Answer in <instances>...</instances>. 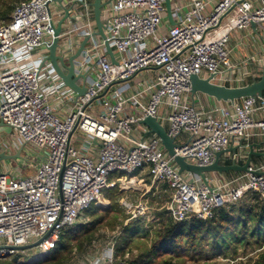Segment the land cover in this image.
Segmentation results:
<instances>
[{"label":"built area","instance_id":"built-area-1","mask_svg":"<svg viewBox=\"0 0 264 264\" xmlns=\"http://www.w3.org/2000/svg\"><path fill=\"white\" fill-rule=\"evenodd\" d=\"M104 1L102 18L117 63L94 35L92 0H62L60 10L54 8L57 0H17L11 20L0 22V122L12 129L0 132V150L14 155L9 139L13 145L18 141L23 168L36 164L28 176H20L12 161L0 164V264L16 254L15 247L39 239L34 258H47L65 230L79 224L93 204L102 205L103 190L115 186L114 172L116 182L145 173L154 186L164 185L170 196L162 208L176 222L210 219L216 209L248 193L264 198V166H250L260 173L222 182L208 177L207 185L194 173L181 174L156 134L142 135L135 128L148 116L157 118L181 144L176 155L202 166L213 164L217 152L242 138L249 144L252 129L264 136V95L205 107L191 94L194 74L214 75L212 82L229 87L260 78L264 0H171L175 24L167 32H161L169 23L165 0ZM63 9L75 20L69 33L89 36L76 67L93 69L94 78L79 98L45 61ZM252 23L263 41L262 54L234 60L231 34L250 30ZM70 34L62 31L58 47L66 60L75 52ZM76 125L84 135L80 149L72 143ZM91 142L97 143V160L90 154ZM245 157L242 151L225 153L221 163ZM124 207L130 220L151 212L143 202H124ZM120 234L97 256L91 254L94 241L90 264H128V255L121 257L116 249Z\"/></svg>","mask_w":264,"mask_h":264},{"label":"trees","instance_id":"trees-1","mask_svg":"<svg viewBox=\"0 0 264 264\" xmlns=\"http://www.w3.org/2000/svg\"><path fill=\"white\" fill-rule=\"evenodd\" d=\"M16 2L7 0L0 7V22L11 20ZM105 193L111 201L107 209L97 206L89 222L63 232L56 249L47 258L24 264H75L78 258H88L91 245L101 235L100 227L110 212L120 209L119 198L123 192L119 187L105 189ZM98 210L105 216L97 218ZM156 217L158 223L151 225L143 217L127 225L121 222L122 236L116 249L122 257L126 253L130 255L128 264H178L187 254L206 253L209 259L229 260L240 253V248L252 244L264 246V198L257 193H248L239 202L216 209L207 220L193 218L176 222L163 208L156 211ZM115 220L117 216L107 222L115 226ZM134 247L136 253L132 252ZM253 264H264V251Z\"/></svg>","mask_w":264,"mask_h":264},{"label":"water","instance_id":"water-1","mask_svg":"<svg viewBox=\"0 0 264 264\" xmlns=\"http://www.w3.org/2000/svg\"><path fill=\"white\" fill-rule=\"evenodd\" d=\"M58 3H62V0H57ZM105 5L104 0H94L92 2L93 12H94V20L96 23L97 31L94 33L96 36H100L106 46L107 53L111 57L112 61L114 63H117V60L115 58L113 49L111 48L108 40L107 35L105 32L106 25L102 18V9ZM165 6L167 10V18L170 24L174 25L175 21L173 19V11H172V2L171 0H165ZM69 16V10L65 9V16L62 17L55 27V35L53 38L52 43L48 46V55L45 59V61H48L52 64L55 72L58 74V76L61 78V80L65 83V85L76 92L77 98L83 96L87 91L86 84L79 85L78 81L80 77L84 76V79H86V76L82 73L79 78H77V67L76 62L79 59V57L82 55L83 51L86 48V44L89 40V36L85 37L83 41L80 43L79 48L77 51L72 54L67 60L58 54V47L60 45L61 41V35L63 31V25L66 19ZM54 25V23H53ZM252 27L255 28V23H252ZM214 75L210 76H200L197 74H194L191 76V94L195 96L198 93H203L205 95H208L210 97L215 98L218 101H235L238 99H241L246 96H252V97H262L264 95V66L262 70V75L258 80H255L251 83H248L244 86H238V87H229L225 85H219L214 82H212V78ZM123 81H118L115 84H120ZM107 91L96 97L93 101H96L106 95ZM140 124L145 125L148 130L146 134L154 133L156 134L160 139L166 150L171 156H174V160L176 164L179 166V172L182 174L184 172H191L195 175L199 176L204 183L209 185V175L211 173H215L218 175H221L223 173H229V172H255L260 173L259 171L251 170L250 169V163L252 160V156L257 154L254 151V145L253 144H246L244 142V138L240 140V143L238 145H231L230 147L226 148L225 150L219 151L216 153V159L213 164L202 166L197 165L195 163H190L186 160L185 157L176 155L175 148L177 146H181V144L175 142V138L171 137L166 129V127L155 117L148 116L140 121ZM78 125L74 128L72 134L76 131ZM11 128L5 123L0 122V131H6L8 133L11 132ZM71 134V135H72ZM244 148H250V151L247 155V160L244 164L232 162L229 164L221 163V157L225 153H231V152H237L240 149ZM22 149H20L16 154L10 155L5 153L4 151L0 150V164L3 161H11V160H17L22 158L21 155ZM42 239H39L31 244L22 245L15 247L17 250L20 251H26V250H33Z\"/></svg>","mask_w":264,"mask_h":264},{"label":"crops","instance_id":"crops-1","mask_svg":"<svg viewBox=\"0 0 264 264\" xmlns=\"http://www.w3.org/2000/svg\"><path fill=\"white\" fill-rule=\"evenodd\" d=\"M59 5H61V4L56 3V5H54V8L60 10L61 6L59 7ZM61 14L63 17L65 16V10L64 9L61 12ZM74 22H75V20H74L73 16L70 17V12H69V16L63 25L64 36H67L70 34L69 30H70V28ZM169 24L170 23L164 24V27H165V25H167V27H165V28L163 27V29H162L163 32H167V28H169ZM244 34L246 35V38H243ZM70 36L75 42V44H74L75 50L74 51L76 52L77 49L79 48V45H80V44L78 45V43L79 42L81 43L84 38L78 34H70ZM63 40H66V39L63 38ZM262 45H263V41L261 40V37L259 36V34L254 32L253 27L248 31H244V32L235 31V32H233L231 34L230 42H229V47L233 49L232 58L234 60L245 57L246 55H252V54L257 55V56L261 55L262 49H263ZM81 72L86 76V79H84V76L80 77V76H82ZM145 74H146V72L140 73L138 75V77H141L142 75H145ZM79 77H80V79L78 81L79 85L83 86L84 84H86V86H87L88 83H91L93 78H94V70L92 69V70L82 71L81 69L77 68V78H79ZM134 81H135V79H133L130 83L132 84V83H134ZM195 98L199 104H201L205 107H212V106L218 104V100H216L215 98L210 97L208 95H205L203 93L196 94ZM135 128L138 132L142 133V135H146L147 130H148V128L142 124L137 125ZM4 132H6V131H4ZM251 133H252V136H251L250 140L248 141V143L254 145V151L257 154L252 156L250 166H253L255 168L263 167L264 166V136L260 135L259 129H252ZM83 139H84V135L79 130L76 129V131L74 132V137H72L73 145L75 147H77L78 149L82 148L83 147ZM97 148H98L97 143L94 144L93 142H91V149L89 151L95 160L98 159V149ZM20 149H22V146L20 147ZM238 151H242L246 154V157L243 160L238 162L240 164H244L247 160V155L250 151V148H244V149H240ZM225 156H227V155H225ZM27 157H29V156L27 155ZM244 173H246V172L223 173L220 175L221 178L217 177V175L215 173H211L209 175V177H211L212 179H215L217 182H222V181L230 180L232 178L240 176ZM119 178H121V177H119ZM116 179L111 177V180L113 182H115V186H118L120 192H123V194L121 196L122 198L121 197L119 198L120 199L119 202L122 204V206H124V202H130V203L134 204V202H141L142 201L143 203H147L149 205L151 211L152 210L158 211L159 209H162L165 202L169 199V196H170L169 191H164V189L166 187L164 185H161L160 187L154 186L152 184L151 178L145 173H142V174L137 173V174H134L133 176H128L127 183L134 181L135 186H126V185H128L126 182L122 183V180H119L118 182H116ZM138 184L142 185V189H141L142 193H141V196L139 197V199H133V197H134L133 193L131 195H125L126 192H134V190L139 189L140 185H138ZM150 199H151V202H150ZM103 200L105 202L104 204H106V206L108 208L111 204V201L108 198H106V193L103 197ZM154 203H156L158 205L155 208H154ZM91 257H92V255H89L88 258H91Z\"/></svg>","mask_w":264,"mask_h":264},{"label":"rangeland","instance_id":"rangeland-1","mask_svg":"<svg viewBox=\"0 0 264 264\" xmlns=\"http://www.w3.org/2000/svg\"><path fill=\"white\" fill-rule=\"evenodd\" d=\"M6 1L7 0H0V7H2ZM54 17L57 18L58 17L57 14H55ZM57 22H58V20H57ZM163 27H162V29H163ZM165 27H167V25H165ZM161 32H163V31L161 30ZM9 143L12 144V146H14L12 148L13 154L18 152L20 147L22 146V144L18 141L16 142L17 144L13 145V142L11 139H9ZM28 149H32V148L29 147ZM23 155H24V151H23ZM19 160H11L12 165L14 167V170L17 169L19 171H22L20 173V176L30 175L33 172V170L35 169L36 164L33 163V165L31 167L24 169L23 163H20L21 160L20 161ZM7 162H9V161H3V163H2L3 166H4V163L6 166ZM0 169H2V167H0ZM118 175H119L118 173L114 172V173H112L111 177L116 179ZM216 175H217V177L221 178L220 175H218V174H216ZM138 185H140V184H138ZM131 186H133V185H131ZM141 189H142V185H140L139 189L134 190V192H126L125 195H131L133 193L134 194L133 199H139V197L141 196V193H142ZM104 195H105V190H103L102 195H101L102 200H103ZM150 202H151V199H150ZM138 203H140V202H134V205H137ZM141 203H142V201H141ZM121 205L122 204L120 203V209L119 210L117 209V210L110 212V214L108 215V218L102 224L103 226L101 225L102 226V227H100L101 228V231H100L101 235H99L98 238L95 239V243H94L95 246L92 245V249H91L92 255L94 253H95L94 256L99 255L100 249L102 247H104L106 245V243L109 240H111L114 235H116L118 233V231H121V234H122V230H123L122 223L123 222L125 223L124 225H127L128 223H131L132 221H134L133 219L130 220V216H132V214L128 213L126 211L125 207L121 206ZM105 206H106V204H104V203L102 205H98V207H100V209L101 208L107 209ZM157 206L158 205L156 203H154V208ZM96 207H97V205L93 204L89 210L85 211V213H83V215H81L80 219L78 220L79 224H77L76 226L85 225L87 222H89L90 221L89 217H90V215H93V213L96 210ZM96 215H97L96 216L97 218H99V217L101 218V217L105 216V215H102L101 211H99V210L97 211ZM114 216H117V220H115V226L109 225L107 220H113ZM141 218H142V216H141ZM143 221L148 225L157 224L158 219L156 217V211L152 210L149 213V215L143 217ZM121 234L117 238V242L120 240V237L122 236ZM239 251H240V253L237 256L229 257L228 258L229 260H224L223 258L209 259L206 255L207 253L203 254V255L196 254L197 257L194 256V254H187L184 257V259H182L181 261L178 262V264H206L208 262L211 264H253V262L255 261L257 256L259 255V253L264 251V246L261 247L259 244H252V245L248 246L247 248H240ZM35 252L36 251L31 250V249L26 250V251L18 250L16 252V254L11 256V258L8 259V261H6V263L7 264H24L27 262L36 263L38 260L36 258H34ZM132 252L136 253L135 247H134ZM122 255H124V254H122ZM127 255H128V257H130V255L127 253L124 256H127ZM90 259L86 258V257H84L83 259L78 258L77 263L78 264H90Z\"/></svg>","mask_w":264,"mask_h":264},{"label":"bare ground","instance_id":"bare-ground-1","mask_svg":"<svg viewBox=\"0 0 264 264\" xmlns=\"http://www.w3.org/2000/svg\"><path fill=\"white\" fill-rule=\"evenodd\" d=\"M126 183H127V182H126ZM127 184H128V185H126V186H131V185L135 186V185H134V184H135V183H134V181H132V182H129V183H127ZM103 203H105V202H103V201H102V203H101V204H103Z\"/></svg>","mask_w":264,"mask_h":264}]
</instances>
